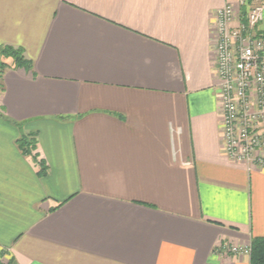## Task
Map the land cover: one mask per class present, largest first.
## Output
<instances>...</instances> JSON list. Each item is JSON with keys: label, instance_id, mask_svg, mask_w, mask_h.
Returning a JSON list of instances; mask_svg holds the SVG:
<instances>
[{"label": "crops", "instance_id": "crops-1", "mask_svg": "<svg viewBox=\"0 0 264 264\" xmlns=\"http://www.w3.org/2000/svg\"><path fill=\"white\" fill-rule=\"evenodd\" d=\"M226 1L0 0V264H250L220 250L264 237V167L223 131Z\"/></svg>", "mask_w": 264, "mask_h": 264}, {"label": "built area", "instance_id": "built-area-1", "mask_svg": "<svg viewBox=\"0 0 264 264\" xmlns=\"http://www.w3.org/2000/svg\"><path fill=\"white\" fill-rule=\"evenodd\" d=\"M264 0H238L217 11V74L230 157L264 167ZM262 128V130H261ZM223 253L250 255V246L220 245Z\"/></svg>", "mask_w": 264, "mask_h": 264}, {"label": "trees", "instance_id": "trees-1", "mask_svg": "<svg viewBox=\"0 0 264 264\" xmlns=\"http://www.w3.org/2000/svg\"><path fill=\"white\" fill-rule=\"evenodd\" d=\"M1 54L6 58L13 59L14 68H23L30 71L33 70V62L26 57L25 52L22 48L7 45L1 48ZM8 67V64L0 63V80H2L4 70ZM0 88H2L1 82ZM18 143L22 152L33 158L35 163L40 167L39 174L41 176L47 175V163L44 159L40 158L38 154L37 134H23ZM250 247V264H264V237H252ZM9 264H11V262Z\"/></svg>", "mask_w": 264, "mask_h": 264}, {"label": "rangeland", "instance_id": "rangeland-1", "mask_svg": "<svg viewBox=\"0 0 264 264\" xmlns=\"http://www.w3.org/2000/svg\"><path fill=\"white\" fill-rule=\"evenodd\" d=\"M0 82H1V80H0ZM0 90H1V88H0ZM261 130H262V128H261ZM263 130H264V128H263Z\"/></svg>", "mask_w": 264, "mask_h": 264}]
</instances>
